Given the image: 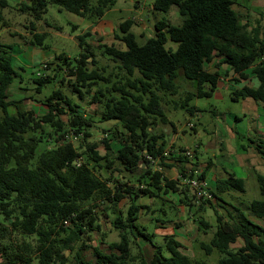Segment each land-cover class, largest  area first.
<instances>
[{
    "label": "trees",
    "instance_id": "trees-1",
    "mask_svg": "<svg viewBox=\"0 0 264 264\" xmlns=\"http://www.w3.org/2000/svg\"><path fill=\"white\" fill-rule=\"evenodd\" d=\"M115 1L27 0L20 3L19 9L39 18L48 3H55L81 17L99 19ZM233 3L234 0H153L152 8L163 12L176 6L181 22L157 20L153 35L142 43L130 30L132 19L120 22L115 38L122 41L123 47L101 45L103 53L116 63L117 70L113 72L93 67L94 58L87 60L92 57L86 42L88 32L76 35L80 51L73 65L67 62L66 56H58L63 64L70 66L69 74L74 75L72 85L79 95V87L91 91L92 86H98L91 92V101L102 104L100 120H116L123 128L125 137L117 142L115 157L111 159L99 154L94 143L87 142L83 150H79L64 138L68 131L86 138L94 119L76 110V104L60 88L47 95L44 102L47 109L41 116H36L33 110L8 111L12 100L8 99L7 89L19 74L9 46L0 42V214L3 220L0 221V254L9 264H33L34 259L35 264H53L57 260L64 263L63 250H71L72 242L82 240L87 231L95 229L97 215L93 206L86 202L99 199L108 206L123 199L125 193H129L131 199L126 214L116 215L112 220L119 240L109 243V252L93 247L97 263L200 264L180 249L182 244L175 234L165 235L162 243L152 242V234L136 222L139 210L147 205L135 201L140 195L157 196L156 190L162 187L178 189L176 180L163 178L161 184L160 171L152 170L150 165V159L163 157V142L157 143L160 135L153 131L156 124L168 122L163 98L177 92L174 80L178 70L193 83L194 89L187 90L179 104H173L174 108L180 106L192 113L196 108L189 104L191 98L211 96L221 77L218 71L221 65L225 66V74L232 71L237 75L231 78L234 84L249 76H252V83L255 82V85L244 83L233 89V99L250 97L264 107V28L248 29L247 25L240 24ZM0 5L4 6L5 0H0ZM43 35L34 32L31 44L45 48ZM167 40L176 43L174 49L165 46ZM210 64L216 70H209ZM56 65L62 69L59 63ZM58 69L52 75L44 73L33 77L38 92L42 85L57 76ZM44 124L53 129L56 143L38 149V144L45 140L41 133ZM107 139L103 140L106 145ZM184 151L179 149V154L189 161ZM258 151L262 152L260 148ZM103 159L105 165H102ZM114 161L118 164L116 169L124 172L125 181L116 178L117 183L110 186L108 181L114 176L112 170L106 171L104 178L94 170L110 168ZM184 172L180 171L179 175L184 176ZM200 177H205L203 170ZM144 178L148 180L142 186ZM256 181L261 198L252 199L243 207L230 204L233 211L227 210L226 216L215 211L212 236L199 243L206 254L213 250L219 252L215 264H264V225L248 217L254 215L264 219V175L257 173ZM184 185L187 189V184ZM208 189L216 198L217 193L224 190L243 191L244 180L229 173L217 183L216 192ZM194 200V195H184L180 201L194 206ZM204 202L211 204L209 199ZM106 207L102 206V210L106 211ZM198 223L209 227L202 219ZM66 229V236L60 238V232ZM139 236L149 239L153 246L149 260L144 257L137 240ZM5 238L7 242L1 241ZM238 240L241 244L232 248L231 244ZM132 241L137 245L136 257L130 254ZM79 262L89 264L82 259Z\"/></svg>",
    "mask_w": 264,
    "mask_h": 264
},
{
    "label": "rangeland",
    "instance_id": "rangeland-1",
    "mask_svg": "<svg viewBox=\"0 0 264 264\" xmlns=\"http://www.w3.org/2000/svg\"><path fill=\"white\" fill-rule=\"evenodd\" d=\"M95 1L96 0H91L92 3H95ZM21 2H26V0H5V5H0V10L2 12V19L0 20V42L9 46V53L14 56V62H31L30 65H32V63L35 64V62H38L42 54L36 55L34 51L32 53V47L36 49L35 46L38 45L31 44L30 40L33 38L34 32L42 33L44 34L43 45L45 46L43 54L46 58L43 59L42 64L40 63L41 65H35V67H30V69L24 67L23 71L21 68L17 67L19 64L15 62V69L18 74H21L22 78L19 80L18 76L15 77L8 86V99L12 100V104L8 106V111L10 113H16L18 111L33 110L36 116H41L47 109L46 105H44L47 95L54 89L60 88V90L66 96L68 95L73 103L76 104V110L94 116L93 126L87 129L89 135L86 138L83 134L79 133L75 135L72 131H68L67 134L64 133V138L67 141H71L79 150H83L87 142L94 143L99 154L105 157L107 156L110 159L114 158L118 146L117 142L125 137L123 128H121L120 124L117 122L114 124H107V122L97 118L96 115L97 113L100 114L102 104L98 105L91 101V92L95 91L98 86H92L91 91H86L85 87H79L81 90V95H79V92H76L72 85L74 82V75L69 74L70 66L63 64V61L61 58H58V56L60 55L62 58L66 56L67 62L73 65L75 62L74 58L80 51L76 35L88 32L89 35L86 37V42L90 47L92 57H89L87 60L90 61L91 58H94L95 63L93 67L97 66L100 67L102 71L113 72L117 70L115 66L116 63L111 59L110 55L103 53V47H101V45L107 44L114 45L118 48L123 47L122 41L115 38V33H119V23L127 18L132 19L133 24L130 30L135 33L136 40L142 43L147 37L153 35V25L157 20L165 18L173 24H179L181 22L182 18L176 6L173 5L168 12H163L152 8L151 5L153 0H116L109 9L105 10L104 15L98 19L97 17H81L65 8H60L55 3H48L46 11L41 14L39 18H34L32 15H29L27 11L19 9ZM232 7L237 13L240 24L247 25L248 29L254 26H259L260 29L264 28V0H234ZM165 46H170L174 49L176 43L167 40ZM57 63L62 66V69H58ZM208 68L211 69L213 66H209ZM56 69H58L57 76L42 85L38 92L33 77L44 73L52 75ZM219 72L222 77H224L226 84L235 85L234 81L231 79L234 73L231 75L229 72H226L225 74L224 67L219 69ZM251 80L252 76H250V81H244V83L255 85V82L252 83L253 81ZM174 81L178 86L177 92L163 98L165 102L163 106L167 109L173 108L174 103L179 104L187 90L194 89L193 83L184 77L181 70L177 71V76ZM101 84L102 83H100V85ZM236 85L235 86L238 87L240 84ZM226 89L227 88L224 87L223 91ZM231 90L232 88H229L227 91H224L220 98L216 97L214 94L209 97L191 98L189 104L201 108L198 115L190 114L180 106L170 109L169 111L167 110L168 117L172 119L173 124L176 126L177 133L174 134L169 125H167V132H164L163 127L165 124L160 123L156 128L158 132L155 129L153 131L158 135L162 134L164 147L168 149L166 156H169V150L171 149V146H168L170 139L174 142L175 147L182 146V149H188L193 153L192 157H188L189 161H192L191 167L193 166L194 168L200 169V172L201 170L204 171V165H202L201 162L206 160L198 158L196 152L198 147H196V143H200V148H203L202 144L206 143L211 138L212 132L217 134L216 131L218 126L224 129L223 116L228 114L231 118L234 116L239 117L240 120L236 122L237 130H245L244 126L255 127V125L259 123L263 117L257 116L258 113H252L250 110H247L245 103L243 104L240 98H231ZM259 105L261 106L260 103L258 106ZM1 114L2 111L0 109V115ZM251 117H256L257 120H252ZM63 118L65 119V116H63ZM192 126H195V131L192 129ZM257 128L263 131L264 125L258 124ZM43 130L44 132L40 131L42 135H45V140H42L38 144V149L51 147L56 143L53 141L55 136L53 129L50 128L48 124L43 125ZM45 131H47L49 135ZM246 135H248V133L245 130V137L241 138L245 143L248 142ZM108 137H113V139L108 140ZM104 138L107 139L108 145L103 141ZM251 150L252 149L244 155L246 157H244V168L235 164H224L226 171H234L237 176L244 177L246 186L244 193H240L238 190H230L229 195L232 202L241 199L242 202L247 203L252 199L261 198L257 186L256 174L264 173V156ZM201 156L203 158L209 157L215 162V156L212 151L206 152L202 150ZM101 162L102 165H105L104 159L101 160ZM150 165L152 170H154L155 167L157 169L158 163L155 164L152 162ZM116 166H118L117 161H114L112 167H97L94 171L98 176L104 178L106 177V171L112 170L114 176L111 181H108V184L114 186V184L117 183L114 181L116 178L125 181V177H123L124 172L117 170ZM147 180L148 178L142 180V186H145ZM180 184H183L181 180ZM187 189L190 196L193 195L189 186ZM156 193L157 196L143 195V200H146L143 204L147 205V207L139 210V215L136 219L137 223L143 225L145 230L152 234L150 236L152 242L158 244L162 243L165 235L175 234L176 239L182 244L180 249L184 253L193 259H197L200 264H215L219 257V252L213 250L210 254H206L204 250L200 248L199 243L200 241L209 240V235L214 230L215 227L213 226L216 224L215 211L225 216L226 210L219 207L215 197L211 199V204L204 202V200H194L195 206H188L182 204L181 201L179 202V200H177L178 194L170 189H166V191L157 189ZM128 194L129 193H125L123 199L116 203H110L108 206L106 202H101L99 199L87 201L86 205L90 204V206H93L94 212L97 215V220L93 224L95 229L87 231L82 236V240L72 242L71 250H63L65 256L64 263L57 260L53 264H85L80 263L79 259L89 264H99L96 261L93 247L103 252H109V243L119 240L118 231L113 227L112 220L119 214L125 216L131 200ZM137 201L138 200H136V202ZM201 205L203 206L202 208H200ZM102 206H107L106 211L102 210ZM200 219L208 222L209 227L204 228L203 225L199 224L198 220ZM1 220L2 215L0 214V221ZM67 230L68 229L60 232L59 237L63 238L66 236ZM137 240L140 241L139 244L142 246L144 257L149 260L153 251V246L148 242L149 239L139 236ZM1 241L7 242L6 238ZM238 241L240 242V240ZM83 244L87 247H82L84 246ZM237 246L238 242H235L231 247L237 248ZM130 254H134L135 257L138 256L137 245L133 241L131 242ZM32 263L35 264L36 259H34ZM0 264H9L1 254Z\"/></svg>",
    "mask_w": 264,
    "mask_h": 264
},
{
    "label": "crops",
    "instance_id": "crops-1",
    "mask_svg": "<svg viewBox=\"0 0 264 264\" xmlns=\"http://www.w3.org/2000/svg\"><path fill=\"white\" fill-rule=\"evenodd\" d=\"M21 1H25V0H21ZM26 2H27V0H26ZM35 47H36V49L34 47H32L33 48L32 53L34 51V52H36V55L42 54L41 58L38 60V62H35V64L32 63V65H30L31 62L30 63L29 62L28 63H20V62L15 61L19 64V65H17V67L21 68L22 71L24 70V67L30 69V67H35V65H39L40 63L42 64L43 59L46 58L43 54V51H45V48L43 46L41 47V45H38ZM38 51H40V52H38ZM12 57L14 59L13 55H12ZM32 59H33V57H32ZM30 60H31V55H30ZM15 62H14V66H15ZM209 66H213V68L210 69V68H208ZM223 67L225 70L224 65L223 66L221 65L219 69H222ZM207 68L211 71L216 70V67L214 65H211V64L208 65ZM219 69H218V71H219ZM31 70H32V68H31ZM229 73L232 75V71H229ZM233 77H237V75L234 74L231 76V78H233ZM18 78H19V80H21V78H22L21 74L18 75ZM248 80L250 81V76L245 80L241 79L239 82L235 83V85L240 84L238 87H236L237 85L235 86V85H231L229 83L226 84L224 81V77H222V75H221L220 79L217 82V86L214 89L212 95L214 94L216 97L220 98V97H222V93L224 91H227V89L232 88V90H233V88L234 89L239 88L242 85H244V81L247 82ZM223 84H225V85H223ZM224 87H226L227 89L223 91ZM232 90H231V93H232ZM232 96H233V94L231 95V98H232ZM237 98H240L242 100L243 104L245 103L247 110H250L252 113H258L257 116L263 117L259 121L258 124L264 125V107L262 106V104H261V106L260 105L258 106L259 103L250 97H244V98L243 97H236L234 99H237ZM194 107L196 109H194L192 111V113H190V114H197L198 115L201 111V108L196 106V105H194ZM173 108L167 109L165 107V109H164L166 116H167V119H168V122L165 123V125L163 127V131L167 132V130H168L167 125H169V127L172 129V132L174 134H176L177 133L176 126L173 124L172 119H170L168 117V111L170 109H173ZM88 115H90V114H88ZM96 116H97V118H99L100 114L97 113ZM92 117H94V116H92ZM251 119L257 120L256 117H251ZM239 120H240V118L237 116H234L233 118H231L230 115H228V114L223 116L224 129H221V127L218 126V129L216 131L217 134L212 132L211 138L206 143L202 144L203 148H200V143H196L197 144L196 147H198V149L196 150L198 158L199 159L201 158V160H206L204 162H201V164L204 165L203 169L205 172L206 179L208 181V187L212 191L216 192L217 183L220 180L227 178L229 173H233L236 177H240V176H237L234 171H230V172L226 171L225 167H224L225 163L226 164H235L237 166H240L241 168H244V157H245L244 155L246 154V152H249L250 149H252L251 151H254L257 154L264 156V130L263 131L258 130V128H257L258 124H256L255 127H252V126H246L245 127L244 126L246 132L248 133V135H246L248 142L245 143L241 139L242 137H245L244 136L245 130H237L236 129V122ZM105 122H107V124H109V123L114 124L117 121L116 120H106ZM117 123H119V122H117ZM157 127H158V124L155 125L154 129L156 130ZM149 129H151V128H149ZM192 129L195 131V126H192ZM159 135H160V137L158 138L157 143L163 142V152H162L163 157L152 158V160H150V163H152V162H154L155 164L158 163L157 169H158V171H160L161 177H162V183L161 184H163V181H164L163 178H166L168 180H170V179L176 180V186H179L178 189L176 191L172 190V189H170V190H172L173 192H176V194H178L177 200H179V202H180L181 198L184 195H187L188 197H190V194L188 193V189L185 188V185L180 184V179L178 178L179 177L178 174L180 173V171L185 170L186 168L190 167L192 161H187L186 159H184V157L179 154V149H182V146L175 147L174 142L171 141L170 139L168 142L169 143L168 146H171L170 147L171 149L169 150V156H166V153H168L167 152L168 149H167V147H164L165 145H164V140L162 139L163 138L162 134H159ZM258 148H260L262 152H259ZM202 150H204L206 152L212 151L214 156H215L214 157L215 162H213V160L209 157L203 158L201 156ZM217 151H218V153H217ZM157 169L155 167L154 170H157ZM261 174L264 175V173H261ZM225 175H227V176H225ZM240 178H242L244 180V177H240ZM257 186H258V184H257ZM162 189H163V191H166V189L168 190L169 188H162ZM245 190H246V186H245V182H244V190L240 191V193H244ZM229 192H230V190H224L220 193H217L216 202L218 203L219 207L226 210V212H227V210L233 211V208L230 204L237 206V207L244 206V202H242L241 199L240 200L237 199L236 201L232 202L230 200ZM131 194L133 195V192ZM223 196H224V198H223ZM143 198H144V196L140 195L136 198V200H138V201L137 202L135 201V202L137 204L145 205L143 203H145L146 200L145 199L143 200ZM182 204H184V203L182 202ZM202 207L203 206H200V208H202ZM248 217L257 223L264 225L263 224L264 219L259 218V217L254 216V215H248ZM213 227H215V226H213ZM213 231H212V233H213ZM212 233H210L209 239L211 238ZM236 242H238V246L241 244L240 243L241 241L240 242L236 241ZM231 246H232V244H231Z\"/></svg>",
    "mask_w": 264,
    "mask_h": 264
},
{
    "label": "built area",
    "instance_id": "built-area-1",
    "mask_svg": "<svg viewBox=\"0 0 264 264\" xmlns=\"http://www.w3.org/2000/svg\"><path fill=\"white\" fill-rule=\"evenodd\" d=\"M184 155L187 157H192L193 153L190 150L185 149ZM184 173L185 175H179V178L183 184H187L192 190L195 201L213 199V196L208 189V183L205 177H200V169L190 166L187 170H185Z\"/></svg>",
    "mask_w": 264,
    "mask_h": 264
}]
</instances>
